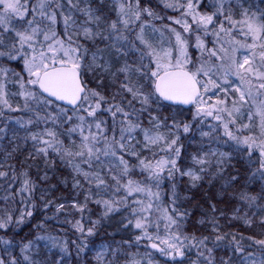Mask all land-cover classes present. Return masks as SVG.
Instances as JSON below:
<instances>
[{
	"label": "snow or ice",
	"instance_id": "obj_1",
	"mask_svg": "<svg viewBox=\"0 0 264 264\" xmlns=\"http://www.w3.org/2000/svg\"><path fill=\"white\" fill-rule=\"evenodd\" d=\"M0 264H264V0H0Z\"/></svg>",
	"mask_w": 264,
	"mask_h": 264
}]
</instances>
